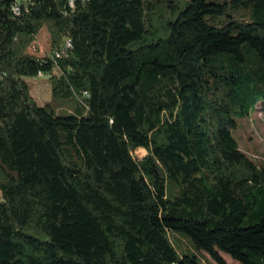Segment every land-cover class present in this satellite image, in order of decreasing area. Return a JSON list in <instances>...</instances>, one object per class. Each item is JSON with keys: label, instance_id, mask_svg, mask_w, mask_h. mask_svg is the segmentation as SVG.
I'll return each mask as SVG.
<instances>
[{"label": "trees", "instance_id": "obj_1", "mask_svg": "<svg viewBox=\"0 0 264 264\" xmlns=\"http://www.w3.org/2000/svg\"><path fill=\"white\" fill-rule=\"evenodd\" d=\"M13 2L0 0V264H264V163L233 134L264 105V0ZM40 72L73 110L33 96Z\"/></svg>", "mask_w": 264, "mask_h": 264}, {"label": "rangeland", "instance_id": "obj_2", "mask_svg": "<svg viewBox=\"0 0 264 264\" xmlns=\"http://www.w3.org/2000/svg\"><path fill=\"white\" fill-rule=\"evenodd\" d=\"M181 2L185 0H179ZM39 43L32 46L31 51L44 56L49 49V33L46 29L38 35ZM41 46L43 47L41 49ZM41 49V50H40ZM57 74L58 71H55ZM33 96L41 103H53L59 110H73L77 103L74 100L55 98L52 91L51 79L47 75H37L27 77ZM82 102V101H81ZM237 127L233 129V134L239 145L249 153L256 161L264 163V105L259 104L246 116L237 115ZM147 153L144 148L134 151V155L143 157ZM172 239L181 254H191L196 252L191 239L180 232L172 231ZM229 264H238L229 254L220 251ZM206 254V253H205ZM200 255V254H199ZM202 256V255H200Z\"/></svg>", "mask_w": 264, "mask_h": 264}, {"label": "built area", "instance_id": "obj_3", "mask_svg": "<svg viewBox=\"0 0 264 264\" xmlns=\"http://www.w3.org/2000/svg\"><path fill=\"white\" fill-rule=\"evenodd\" d=\"M12 9L14 11V13L16 14H20L23 10V0H14L13 5H12ZM38 43V41L36 40L32 46H36V44ZM72 46V40L70 38H67L64 43L62 44V46L59 49H56L53 53V56L55 58H59L61 57L63 54H65V52L71 48ZM39 75H45V73L40 72ZM85 95H88V92L84 93ZM141 149V148H139Z\"/></svg>", "mask_w": 264, "mask_h": 264}]
</instances>
